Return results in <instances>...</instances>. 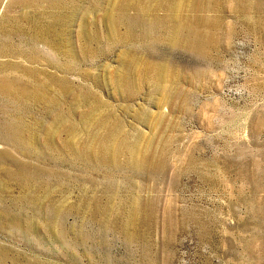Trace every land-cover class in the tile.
Returning <instances> with one entry per match:
<instances>
[{
    "label": "rangeland",
    "instance_id": "374dc122",
    "mask_svg": "<svg viewBox=\"0 0 264 264\" xmlns=\"http://www.w3.org/2000/svg\"><path fill=\"white\" fill-rule=\"evenodd\" d=\"M28 71L0 264H264V0H0V77Z\"/></svg>",
    "mask_w": 264,
    "mask_h": 264
},
{
    "label": "bare ground",
    "instance_id": "6f19581e",
    "mask_svg": "<svg viewBox=\"0 0 264 264\" xmlns=\"http://www.w3.org/2000/svg\"><path fill=\"white\" fill-rule=\"evenodd\" d=\"M11 73H12V71H11ZM27 75H29L28 77H30V79H31V81L29 80V82H24L21 79L12 80V79H9L6 77H0V93L2 95L6 94L9 96H14V98L15 97H20V98H22V97L31 98L32 97L33 99H36L37 97L40 98L44 94L42 91L43 89H40V86L37 85L36 83H32V82L36 81L38 74L35 72H32V71H28ZM15 100H16V98H15Z\"/></svg>",
    "mask_w": 264,
    "mask_h": 264
}]
</instances>
